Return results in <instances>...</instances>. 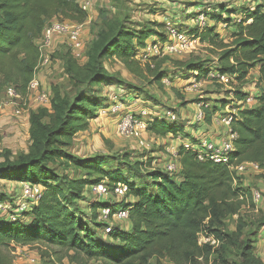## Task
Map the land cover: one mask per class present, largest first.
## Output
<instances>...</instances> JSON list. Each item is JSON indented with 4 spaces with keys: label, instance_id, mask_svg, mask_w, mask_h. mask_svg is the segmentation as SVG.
<instances>
[{
    "label": "trees",
    "instance_id": "16d2710c",
    "mask_svg": "<svg viewBox=\"0 0 264 264\" xmlns=\"http://www.w3.org/2000/svg\"><path fill=\"white\" fill-rule=\"evenodd\" d=\"M80 2L0 0V103L8 87L22 97L26 94L38 60L36 43L49 22L85 21ZM219 9L221 15L229 11L224 6ZM123 18L104 23L107 27L98 34L101 42L88 53L85 65L79 66L64 50V70L71 82L82 87L73 98L54 89L49 108L29 116L28 153L0 165L1 181L41 188L37 201L15 221L0 213V264H12L10 247L14 245L52 248L55 254L71 252L72 260L80 264H163L164 260L170 264H264L254 253L251 238L263 225L245 235L246 225L239 214L244 204L253 202L252 195L231 170L242 163H255L264 171V5L255 2L244 10L228 44L217 41L211 32L207 34L210 46L219 51L214 69L200 62L183 65V80L224 76L237 83L232 98L235 106L223 102L202 106V121L196 122L210 124L216 113L230 105L234 112L229 114V129L235 138L227 164L199 160L195 151L179 145L175 159L178 171L174 174L151 167L147 160L148 166H141L140 160L131 164L132 156L127 153L113 160L102 155L77 158L66 151L73 138L85 132L89 121L97 119V113L107 107L106 96L95 88L124 83L106 74L102 66L105 58L117 59L139 77L148 73L156 83L167 77L152 65L157 57H151L150 63L141 62L148 41L163 43L166 38L154 28L139 24L128 27ZM195 34L196 29L188 32L190 36ZM254 69L263 90L247 106L244 90ZM169 122L154 117L147 130L155 138H182L184 126ZM185 135L182 139L189 136ZM190 140L196 141L192 137ZM56 164L71 168L81 177L70 179L57 171ZM101 183L109 192L118 184L125 185L126 192L120 201L112 197L113 202L102 200L92 191ZM6 199L0 195V204H13L12 199ZM105 208L109 209L108 217L120 210L128 213L123 228H112L105 234L107 223L101 219ZM234 216V230L228 232L224 222ZM201 237L215 244H199ZM231 250L237 253L235 260L228 255Z\"/></svg>",
    "mask_w": 264,
    "mask_h": 264
},
{
    "label": "rangeland",
    "instance_id": "374dc122",
    "mask_svg": "<svg viewBox=\"0 0 264 264\" xmlns=\"http://www.w3.org/2000/svg\"><path fill=\"white\" fill-rule=\"evenodd\" d=\"M81 1L86 2L88 9L86 12V19L82 23V39L85 44L84 59L78 62L79 66L86 64L87 58H89L87 56L88 53L93 52L96 46L101 42L100 35L98 34L107 27L104 23H111V20H115L117 17H121L122 19L123 16H125V18H123L124 24L128 27H131L130 25L132 24H139L154 28L156 31H160L166 40V24L168 23L171 24L173 28H179L187 34L190 30L196 29L197 35L195 34V37L188 35L191 41L188 50L178 54L173 53L168 56H160L152 61V65L158 68V72L167 74V77L163 79L161 83H156L148 73H143L144 77L137 76V74L126 69L117 59L108 57L102 61V66L106 74L124 83H121V85H113L112 83L110 86L101 85L95 88V91L105 95L108 101L111 96L116 95L125 102L123 103L124 106L129 109L136 118H140V112L142 110L149 112V115L143 118L146 123V131L143 133V138L147 141L146 148H139L137 146V141L133 140V138L118 135L116 127L119 117L111 115L103 117L104 115H101L99 118V111L97 113V119L93 122L90 120V127H88L85 132H81L84 134H77L73 138L71 146L66 147V151L69 154L77 158H86L82 156L94 157L96 155H102L114 160V158H119L120 155L127 153L132 156L130 160L131 164L136 160V162L140 160L143 163L141 166H148L145 163L146 161L140 158H143L145 155L149 156L150 150L164 153L165 144H170L171 141L173 144L175 142V145L178 144L176 141L173 142V140L176 139H173L171 135H169L170 137L164 138L165 141L156 139L152 136L147 130V126L149 124L148 122H151L154 117L169 122L171 119L168 118L167 114L170 113V116L173 118L175 116L176 120L174 122L184 126V133L181 134V137H185L187 133L189 135L187 139L190 140L191 137L197 139L195 131L198 126L202 125V123H195V121H193V119H196V114L202 111V106H212L220 102H223L221 103L222 105L230 104L235 106V103L232 101V98H234L233 90L237 85L235 81L230 79H228V81H221L220 78L207 79V77L198 80L193 76L190 78L192 81L189 80L191 81L189 85L182 86V81H188V79H182L186 77L183 65L188 62H200L205 64L206 67L208 66L214 69L217 64L219 51L210 46L207 34L211 32V36H217V41L228 44L231 42V36L233 32L236 31L235 27L242 18L244 10L252 7L255 2L264 5V0H217L209 1L207 4L202 3L201 0ZM177 3H179L180 8L177 13H172L169 5H177ZM196 6L201 9L196 10ZM220 6L229 8V11L221 15ZM193 8L194 10H191ZM200 12L204 13L207 19L206 25L202 29L197 28L195 24L191 22L194 16ZM230 12L232 13L231 16H229ZM226 18L228 19L227 22L225 21ZM158 24L163 25L157 26ZM152 25L156 26L158 29ZM151 42L152 40L148 41V43ZM63 53L64 47L56 43L50 64L42 67L37 73L40 90L49 97L52 96L53 90L57 89L62 96L73 98L79 87H82V85L76 86L69 80L64 70L65 60ZM150 62L151 61H149V63ZM142 65L141 63V68H143ZM256 80L257 73L256 69H254L250 72L248 79L249 83L244 90L248 97L252 98L263 90ZM121 90H123L122 93ZM128 91H130V93H128ZM24 97H26V94ZM28 97L25 104H21L23 112L17 118H13V109L10 106L0 111V165L3 164L5 160L15 162L20 156L28 153L30 144L29 116L40 109H44L45 105L36 101L34 95ZM200 103L202 105H200ZM229 106H227V108L223 107L221 111L216 113L217 116L225 117L229 115L232 111V108ZM213 124L216 127H223L216 123ZM203 131H205L204 127L198 128L199 133ZM208 132L209 131H207V133ZM163 153H161L160 157H148V159H146L151 164L155 161V166L151 167L164 169L167 164L173 161ZM112 164V166H115L116 163ZM55 167L59 173L65 174L70 179L81 177L80 174H77V172H74L71 168L60 167L58 164H56ZM142 169L145 171L143 167ZM132 177L127 175L128 180H131ZM239 180L245 188H249L251 195L253 192L257 191L261 196L258 202L253 201L252 203L244 204L239 214L246 225L244 229L246 236L252 234L259 225H263L258 235L256 237H251L254 241V253L256 254V250L264 244V175L246 173L238 177V181ZM258 181L262 184L260 188L257 187V184H259ZM6 184L0 180V195H3L7 199H12L13 204L17 202L22 204L21 195L23 191L20 189L19 185L10 182ZM110 197V195L101 196L100 199L110 201ZM116 200L120 201L121 198H117ZM6 204L11 203L7 201ZM12 209L14 210L15 207ZM236 218V216L228 217L225 220L224 227L226 231L231 232L234 230ZM123 227L124 222L113 221V229ZM199 242L202 243V239H200ZM10 251L12 264H80L72 260L73 255L71 252L63 251L55 254V249L42 246L18 247L14 245L10 247ZM228 255H230L232 260H235L237 257L235 250L229 251ZM28 260H33V262L31 263ZM87 264L100 263L93 261ZM163 264H170V262L164 260Z\"/></svg>",
    "mask_w": 264,
    "mask_h": 264
},
{
    "label": "built area",
    "instance_id": "2783aa9c",
    "mask_svg": "<svg viewBox=\"0 0 264 264\" xmlns=\"http://www.w3.org/2000/svg\"><path fill=\"white\" fill-rule=\"evenodd\" d=\"M202 3L207 4L209 1L217 0H201ZM82 10L87 12L88 5L86 2H80ZM206 15L202 12L196 14L194 19L191 21L199 29H202L206 25ZM167 26V40L165 42L153 41L146 45L141 55V62H149L151 57L168 56L173 53H181L189 49V36L186 32L179 29H175L171 24H166ZM82 24L71 23L67 21H51L49 22L37 41L36 46L38 50V60L34 68L33 76L26 87V97L20 96L13 87L6 88L4 92V97L0 103V111L6 107H12L13 118L19 117L23 110L21 104L24 103L28 96H33L39 103L45 104L44 107H49L50 97L40 90V84L37 79L38 71L50 64L51 56L53 54V49L56 43H59L64 47V50L69 52L70 56L77 62L84 59L85 44L82 39ZM192 37V36H191ZM221 81H228V78L221 76L219 77ZM254 103L253 98L248 97L245 101V105H252ZM129 109H127L123 101H121L116 95L111 96L110 100L107 102V107L103 108L99 112V118L101 115L103 117L114 116L119 117L117 121V133L119 136L130 137L137 141V146L139 148H146L147 141L143 138V133L146 131V123L143 118L149 115V112L142 110L140 112V118H136ZM128 111V112H127ZM168 118L175 121L176 118L170 116L168 113ZM142 117V118H141ZM172 117V118H171ZM203 115L199 111L196 114V122L202 121ZM214 123L222 125L226 132L224 133V138L220 144H216L208 139H203L200 142L201 149H196L189 143H182L180 146L184 150H192L196 152L197 158L199 160H210L214 163L227 164L229 162L230 153L233 150L232 141L235 135L231 133L229 129V124L231 122V116L227 115L225 117H215L213 119ZM154 137V136H153ZM155 138V137H154ZM165 153L172 158V162L167 164L164 170L169 174L177 173L178 165L175 161L177 158V148L169 146L165 149ZM174 158V159H173ZM233 177H241L246 173H255L256 175H264V171L259 168L255 163H242L231 168ZM235 181V179H234ZM20 189L23 191L21 199L23 202L19 204L18 202L13 204H0V213L5 215L11 222L15 221L19 214L27 211L28 207L34 204L40 193L41 188L39 186H34L29 183H21L19 185ZM96 196H113L112 198H122L126 192L125 185L118 184L112 192L107 190L104 183L95 186L92 189ZM261 196L259 192L255 191L252 193V201L258 202ZM11 205V206H10ZM15 207L13 210L12 208ZM109 209L105 208L102 211L101 219L107 223L105 228V234H108L113 228V221L123 222L127 219L128 213L124 210L116 211L110 217ZM202 243H207L210 241L207 238H203ZM199 239V240H200ZM201 244V242H199ZM211 245H214V241H210ZM33 262V260H28ZM47 264V263H43Z\"/></svg>",
    "mask_w": 264,
    "mask_h": 264
},
{
    "label": "crops",
    "instance_id": "0c3cea01",
    "mask_svg": "<svg viewBox=\"0 0 264 264\" xmlns=\"http://www.w3.org/2000/svg\"><path fill=\"white\" fill-rule=\"evenodd\" d=\"M169 8H170V11L172 12V13H177V11L179 10V8H180V5H179V3H177V5H169ZM196 10H199V8L196 6V8H195ZM191 10H194V8L193 9H191ZM167 13V12H166ZM160 23V22H159ZM256 73H257V69H256ZM189 80H191V79H188V81H182V86H185V85H189L190 84V82L192 81H189ZM200 105H202L201 103H200ZM219 105V104H218ZM225 108H227V106L225 107ZM222 110V109H221ZM231 112H234V110H232ZM94 121V120H93ZM93 121H91V122H93ZM193 121H195L194 119H193ZM195 123H196V121H195ZM214 121L212 120V122L210 123V124H203L202 123V125H200V126H198L197 127V130L195 131V136H197V139L195 138V140L196 141H198L197 143H194V142H196V141H192V140H188V139H186V140H184V139H182V138H176V140H173V142L174 141H176L178 144H176L175 145V142H174V144L172 143V141L170 142V144H165V147H164V152H165V149L167 148V147H169V146H173V147H175V148H177L180 144H182V143H189V144H191V146H193L194 148H196V149H201V146H200V142L203 140V139H208L209 141H212V142H214V143H216V144H220L221 142H222V140H223V138H224V133L226 132V130H225V128L224 127H216V126H214ZM91 125V124H90ZM90 125H89V127H90ZM200 127H204L205 128V131H203V132H201V133H199L198 132V128H200ZM207 131H209L208 133H207ZM82 134H84V133H80V135H82ZM166 137H170L169 135L168 136H166ZM166 137H164V138H166ZM164 138H156V139H161L162 141H165L164 140ZM168 140V139H167ZM149 153V152H148ZM161 153H163V152H157V151H155V150H150V154H149V156H144L143 158L141 157L140 159H144V161L146 160V159H148V157H154V158H156V157H160V155H161ZM163 154H166V153H163ZM166 156L168 157V155L166 154ZM165 156V157H166ZM82 157H88V156H82ZM169 159L170 160H172V158L169 156ZM174 159V158H173ZM154 162L155 161H153L152 162V166H155L154 165ZM158 167V166H157ZM256 175V174H255ZM4 182V181H3ZM7 182H4V184H6ZM258 183L259 184H257V187H261V183H260V181H258ZM9 184V183H8ZM18 184V183H17ZM7 185V184H6ZM19 185V184H18ZM127 228V227H126ZM264 229V228H263ZM262 229V230H263ZM256 255H257V257L264 263V244H263V246L262 247H260L259 249H257L256 250Z\"/></svg>",
    "mask_w": 264,
    "mask_h": 264
}]
</instances>
